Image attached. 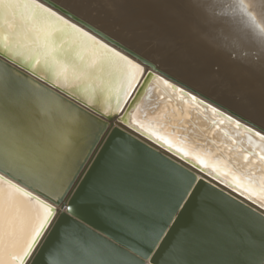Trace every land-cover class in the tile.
I'll use <instances>...</instances> for the list:
<instances>
[{"label": "snow or ice", "instance_id": "snow-or-ice-1", "mask_svg": "<svg viewBox=\"0 0 264 264\" xmlns=\"http://www.w3.org/2000/svg\"><path fill=\"white\" fill-rule=\"evenodd\" d=\"M78 7L0 0V264L45 252L46 264H161L178 213L204 185L198 218L165 264H189L192 251L211 252L212 264H264V96L258 108L252 97L246 110L227 106L217 98L225 81L190 69L189 84L170 73L167 39L141 51ZM174 8L205 24L235 21L264 53V0ZM124 22L133 36L144 30L134 15ZM245 66L264 73V62ZM38 99L40 121L28 111ZM110 126L136 133L142 151L121 149L81 189L118 229L106 236L85 227L88 205L72 189Z\"/></svg>", "mask_w": 264, "mask_h": 264}, {"label": "bare ground", "instance_id": "bare-ground-1", "mask_svg": "<svg viewBox=\"0 0 264 264\" xmlns=\"http://www.w3.org/2000/svg\"><path fill=\"white\" fill-rule=\"evenodd\" d=\"M72 2L82 5L77 10L86 18L93 20L101 28L126 37V42L132 43L141 51L154 50L160 40L167 39L172 51L170 55L165 54L163 57L164 66L168 67L170 73L177 79L189 84L195 83V71L190 69L203 70L230 85L217 93V98L223 100L227 106L246 110L250 107L249 98L252 97L258 108L261 97L264 96V73L253 71L245 65L249 62H264V53L260 52L250 39L243 38L242 25L237 22L220 18L205 24L200 15H186L175 9L176 0H121L119 3L112 0H72ZM117 14L121 17L119 22L116 19ZM133 15L144 25V30L135 36L124 22L125 18ZM161 18L166 21L163 27L159 25ZM116 25L118 28H115ZM235 92L238 95L233 94ZM28 111L32 119L42 120L39 99ZM136 139V134L121 129L117 132L114 128L73 190V194L78 197L77 203L88 205L87 218L81 217L84 225L106 236L118 233V229L104 217L96 205L83 199L81 189L86 191L97 179L110 157L118 155L121 149L131 152L142 151ZM141 140L143 144L147 143L143 138ZM206 191L207 185L201 186L200 194L188 201L187 207L178 213L171 229V240L166 242L164 251L160 254L161 264L173 260L168 255L169 249L197 220L200 200ZM227 191L225 189L226 193ZM113 238L115 239V236ZM217 258L208 251H192L187 260L189 264H212Z\"/></svg>", "mask_w": 264, "mask_h": 264}, {"label": "water", "instance_id": "water-1", "mask_svg": "<svg viewBox=\"0 0 264 264\" xmlns=\"http://www.w3.org/2000/svg\"><path fill=\"white\" fill-rule=\"evenodd\" d=\"M177 80H179V79H177ZM179 81H181V80H179ZM38 83H43V82H39V81H38ZM56 91H57V90H56L55 88H52V92H53V93H55ZM113 129H114V127H111V126L107 129V134L103 136V138H102V140H101V144H100V146H97V147L95 148V152H94V154L91 156V158L88 159V162H87V164L83 167V169H82V171H81V174L76 178L75 186L73 187L72 192H73V190L75 189V187L77 186V184L79 183V181H80V179L82 178V176L84 175V173L86 172V170H87V168L89 167V165L91 164L92 160H93L94 157L96 156V154H97V152L99 151L100 147L103 145L105 139L107 138V136L109 135V133H110ZM120 129H121V130H124V131L127 130L128 132H130V130H128V129H126V128L123 129V127L120 128ZM131 133H134V132H131ZM134 134H136V133H134ZM145 141H146V140H145ZM30 190H31V189H30ZM245 203H247V201H246ZM60 227H61V230H63V228H64V227H67V225H66V224H61ZM85 227H86V226H85ZM59 235H60V233L58 232V233H56V234L52 237V244H53V245H55V244L58 242V237H59ZM49 255H50L49 252H45V253L43 254V256L37 254V255H35L33 258L30 259L29 264H46Z\"/></svg>", "mask_w": 264, "mask_h": 264}, {"label": "rangeland", "instance_id": "rangeland-1", "mask_svg": "<svg viewBox=\"0 0 264 264\" xmlns=\"http://www.w3.org/2000/svg\"><path fill=\"white\" fill-rule=\"evenodd\" d=\"M113 2H115V3H119L121 0H112ZM107 8H109V7H107ZM109 10V9H108ZM94 14L96 13V11H94L93 12ZM115 28H118V26L116 25V27ZM233 94H235V95H238L236 92L235 93H233Z\"/></svg>", "mask_w": 264, "mask_h": 264}]
</instances>
